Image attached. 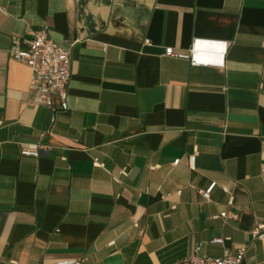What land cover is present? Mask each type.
Wrapping results in <instances>:
<instances>
[{
  "label": "crops",
  "instance_id": "1",
  "mask_svg": "<svg viewBox=\"0 0 264 264\" xmlns=\"http://www.w3.org/2000/svg\"><path fill=\"white\" fill-rule=\"evenodd\" d=\"M44 28L73 42L67 110L30 104L10 56ZM194 44L208 65L166 54ZM263 171L264 0H0V264H188L197 243L264 264Z\"/></svg>",
  "mask_w": 264,
  "mask_h": 264
},
{
  "label": "built area",
  "instance_id": "2",
  "mask_svg": "<svg viewBox=\"0 0 264 264\" xmlns=\"http://www.w3.org/2000/svg\"><path fill=\"white\" fill-rule=\"evenodd\" d=\"M149 43V39H145ZM73 42L68 46L55 42L48 36L46 28L36 30L30 37H16L10 49V56L27 64L31 69V82L29 87V102L32 105H45L53 111L68 109V86L71 79V48ZM166 54L172 57L189 60L192 65H208L210 61L201 59L197 45L189 50L175 49L168 46ZM43 145L34 143L22 149L23 155L39 157ZM178 160L174 161L177 164ZM264 174V171H263ZM216 182L202 191L205 198L210 197V192ZM237 218V214H232ZM264 224H257L252 235L264 242ZM225 238L215 237L213 243H224ZM247 247L241 245L236 248L224 247L221 255H209L202 252L201 243L195 244L191 255L187 259L188 264H242ZM83 258L66 259L54 264H82ZM17 264V263H11Z\"/></svg>",
  "mask_w": 264,
  "mask_h": 264
}]
</instances>
